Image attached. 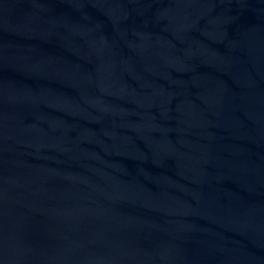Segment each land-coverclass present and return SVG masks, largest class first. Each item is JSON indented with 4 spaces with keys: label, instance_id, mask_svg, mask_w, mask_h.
I'll return each mask as SVG.
<instances>
[{
    "label": "water",
    "instance_id": "95a60500",
    "mask_svg": "<svg viewBox=\"0 0 264 264\" xmlns=\"http://www.w3.org/2000/svg\"><path fill=\"white\" fill-rule=\"evenodd\" d=\"M0 264H264V0H0Z\"/></svg>",
    "mask_w": 264,
    "mask_h": 264
}]
</instances>
